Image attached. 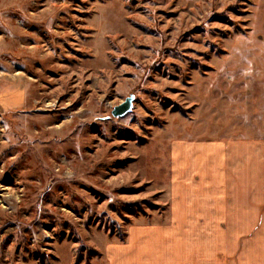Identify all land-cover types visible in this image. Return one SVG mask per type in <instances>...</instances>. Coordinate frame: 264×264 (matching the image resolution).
I'll list each match as a JSON object with an SVG mask.
<instances>
[{
  "label": "rangeland",
  "instance_id": "rangeland-1",
  "mask_svg": "<svg viewBox=\"0 0 264 264\" xmlns=\"http://www.w3.org/2000/svg\"><path fill=\"white\" fill-rule=\"evenodd\" d=\"M244 133L264 0H0V264H108L164 221L170 141Z\"/></svg>",
  "mask_w": 264,
  "mask_h": 264
},
{
  "label": "crops",
  "instance_id": "crops-1",
  "mask_svg": "<svg viewBox=\"0 0 264 264\" xmlns=\"http://www.w3.org/2000/svg\"><path fill=\"white\" fill-rule=\"evenodd\" d=\"M164 221L131 226L108 264H264V136L169 143Z\"/></svg>",
  "mask_w": 264,
  "mask_h": 264
},
{
  "label": "water",
  "instance_id": "water-1",
  "mask_svg": "<svg viewBox=\"0 0 264 264\" xmlns=\"http://www.w3.org/2000/svg\"><path fill=\"white\" fill-rule=\"evenodd\" d=\"M131 106H132V98L128 97L119 105L113 108L112 115L114 117H122L131 110Z\"/></svg>",
  "mask_w": 264,
  "mask_h": 264
}]
</instances>
